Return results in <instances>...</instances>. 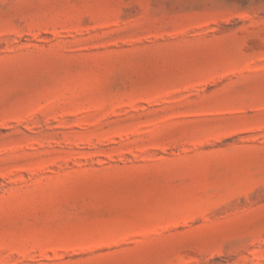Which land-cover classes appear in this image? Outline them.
I'll return each instance as SVG.
<instances>
[{
	"label": "rangeland",
	"instance_id": "1",
	"mask_svg": "<svg viewBox=\"0 0 264 264\" xmlns=\"http://www.w3.org/2000/svg\"><path fill=\"white\" fill-rule=\"evenodd\" d=\"M0 264H264V0H0Z\"/></svg>",
	"mask_w": 264,
	"mask_h": 264
}]
</instances>
